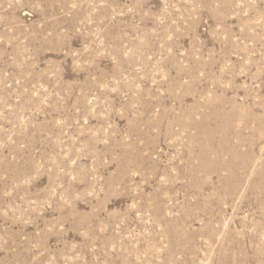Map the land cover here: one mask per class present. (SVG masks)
<instances>
[{"label":"rangeland","instance_id":"obj_1","mask_svg":"<svg viewBox=\"0 0 264 264\" xmlns=\"http://www.w3.org/2000/svg\"><path fill=\"white\" fill-rule=\"evenodd\" d=\"M0 264H264V0H0Z\"/></svg>","mask_w":264,"mask_h":264}]
</instances>
